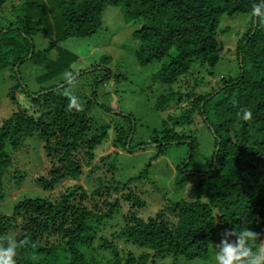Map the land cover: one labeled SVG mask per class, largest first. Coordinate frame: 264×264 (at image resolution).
<instances>
[{"label":"trees","instance_id":"1","mask_svg":"<svg viewBox=\"0 0 264 264\" xmlns=\"http://www.w3.org/2000/svg\"><path fill=\"white\" fill-rule=\"evenodd\" d=\"M15 1L0 0V14L7 11L6 16L0 15V72L10 70L13 79L18 78L21 65L33 57L35 35L54 39L45 49L49 52L69 38L95 36L105 8L121 7L126 22L139 26L133 31L139 43L138 65L161 64L153 81L167 90L157 101L158 110L176 106L179 113L167 116L159 138L153 133L152 143L155 138L158 142L155 157L167 145L187 143L190 136L182 129L194 121H200L214 137L207 175L187 174L186 169L178 168L175 183L189 184L190 197L143 218L136 209L145 203L132 191L121 193L119 184L107 183L102 176L96 177V187L81 184L90 177H85L86 170L101 153L96 148L108 136V125L100 124L93 133L89 120L72 109L76 96L63 90L32 97L29 110L17 106L11 89L12 106L18 111L12 110L0 123V202L6 196V175L12 171L9 190H19L31 177V169L39 167L34 159L37 144L46 166L31 181L44 197L24 198L14 205L11 215L0 216V245L6 246L9 239L17 241V264H101L82 251L96 242L98 250L110 252V264H147L151 258L165 256L173 261L180 257L205 260L216 235L222 240L226 231L246 227L259 237L252 247L264 248V0ZM253 9L260 12L254 15ZM237 14L251 15V25L236 47L238 76L223 80L211 92H197L202 79L192 77L191 72L200 67L212 74L219 58L218 25L222 16ZM180 78L184 87L175 90ZM244 110L251 111V119H242ZM129 135L130 131L118 134L117 140L121 149L131 152L126 147ZM34 138L37 140L30 144ZM189 147L190 157L196 148L193 142ZM147 173L143 171L137 182ZM62 184L54 197L47 195ZM95 200L97 204L101 200L100 206L92 204ZM122 202L129 205L124 224L108 240L100 228ZM166 212L175 214V220ZM114 240L144 251L137 256L128 251L121 258Z\"/></svg>","mask_w":264,"mask_h":264},{"label":"rangeland","instance_id":"2","mask_svg":"<svg viewBox=\"0 0 264 264\" xmlns=\"http://www.w3.org/2000/svg\"><path fill=\"white\" fill-rule=\"evenodd\" d=\"M6 14L7 11L0 15ZM101 21V28L95 36L86 39L69 38L57 43L49 52H45V49L54 40L51 36L38 34L32 37L33 57L21 65L18 78L14 80L10 70L0 72V123L12 110L18 111L15 105L14 108L12 106L9 94L11 89L15 90L13 96L17 106L29 110L32 107L31 98L45 95L47 91L63 90L64 94L75 95L76 104L72 105V109L89 120V124L93 125V133L99 130L100 124L109 126L108 136L96 148L101 151L100 155L96 157L92 167L86 170L85 177L88 174L90 177L82 180L81 184L96 187L98 176L104 177L112 185L119 184L121 193L124 189L125 192L132 191L143 200L145 205L136 210L139 216L147 218L158 210H167L174 201L190 197L189 184L175 183L178 168L186 169L187 174L207 175L213 159L214 137L200 121H194L191 126L182 129L183 134L190 136L187 143L167 145L162 155L155 157L158 143L156 138L160 137L163 122L168 115L178 113L176 106L168 111H159L156 105L159 97L167 90V86L153 81V75L161 64L152 63L144 67L138 65L136 50L139 43L133 38V31L139 26L134 22H126L121 7L105 8ZM250 25L249 14L222 16L217 28L219 58L212 74H209L207 68L200 67L191 72L192 77L202 79V83L197 85V92H211L223 80L229 81L238 76L240 69L236 47ZM183 84V79L180 78L173 88L179 90V87H184ZM129 131L126 147L131 152L121 149L118 145L120 141L117 140L118 134L126 135ZM153 135L156 138L152 143ZM34 140L37 139H31L30 144ZM189 142H193L196 148L190 157ZM40 146H34V152H38L34 159L40 168L31 169V177L19 190H9L12 171L3 178L6 196L0 202V216L11 215L14 205L24 198L44 197L43 191L31 184L33 175L44 167L46 169L45 163L42 164ZM106 155H110L109 160L101 161L100 158ZM111 164L114 166L113 170L109 169ZM145 170L148 171L145 179L137 182V178ZM192 183L191 181L190 184ZM123 184L126 188L122 187ZM62 187L63 184L47 195L54 197ZM97 202L98 204L95 200L92 204L100 206L101 200ZM127 203L122 202L121 208L101 226L100 233L103 232L104 238L111 240L123 226L124 215L129 210ZM166 215L170 220H175V214L166 212ZM113 242L121 258L128 251L135 256L144 251L121 240ZM220 243V235H216L205 260L189 261L180 257L173 261L172 257L165 256L151 258L147 264H216V247ZM97 245L96 242L94 247L83 248L82 251L87 256L94 255L101 264H110V252L98 250ZM121 264H125L124 261Z\"/></svg>","mask_w":264,"mask_h":264},{"label":"clouds","instance_id":"3","mask_svg":"<svg viewBox=\"0 0 264 264\" xmlns=\"http://www.w3.org/2000/svg\"><path fill=\"white\" fill-rule=\"evenodd\" d=\"M259 9H253V14L259 13ZM76 104L75 99L71 101ZM252 118L251 111L244 110L242 119ZM175 144V143H174ZM235 237V240H231ZM258 234L248 227L241 230L226 231L219 246L216 247V264H264V248H253L257 242ZM17 241L9 239L6 246L0 245V264H17Z\"/></svg>","mask_w":264,"mask_h":264},{"label":"water","instance_id":"4","mask_svg":"<svg viewBox=\"0 0 264 264\" xmlns=\"http://www.w3.org/2000/svg\"><path fill=\"white\" fill-rule=\"evenodd\" d=\"M256 18L254 17V28H255V26H256ZM253 33V32H252ZM31 56V53L28 55V57L27 58H29ZM240 62H241V60H240ZM218 150H219V142H218V144H217V146H216V150H215V154H214V161H215V158H216V155H217V152H218Z\"/></svg>","mask_w":264,"mask_h":264}]
</instances>
